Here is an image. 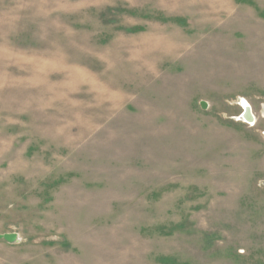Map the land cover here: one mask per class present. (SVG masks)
Masks as SVG:
<instances>
[{"label": "rangeland", "instance_id": "374dc122", "mask_svg": "<svg viewBox=\"0 0 264 264\" xmlns=\"http://www.w3.org/2000/svg\"><path fill=\"white\" fill-rule=\"evenodd\" d=\"M263 183L264 0H0V264H264Z\"/></svg>", "mask_w": 264, "mask_h": 264}, {"label": "water", "instance_id": "95a60500", "mask_svg": "<svg viewBox=\"0 0 264 264\" xmlns=\"http://www.w3.org/2000/svg\"><path fill=\"white\" fill-rule=\"evenodd\" d=\"M245 101H240L239 106L242 109V113L239 115V117L236 119L237 121H240L242 123L250 124L253 125L255 118L252 114V110L249 104H247V107L244 105ZM200 106L202 109L206 108L205 103H200ZM264 185V183H263ZM0 240H4L7 243H16L18 241L17 235L16 234H5V235H0Z\"/></svg>", "mask_w": 264, "mask_h": 264}, {"label": "bare ground", "instance_id": "6f19581e", "mask_svg": "<svg viewBox=\"0 0 264 264\" xmlns=\"http://www.w3.org/2000/svg\"><path fill=\"white\" fill-rule=\"evenodd\" d=\"M247 104H248V103H245L244 105L247 107ZM252 114H253V113H252Z\"/></svg>", "mask_w": 264, "mask_h": 264}]
</instances>
